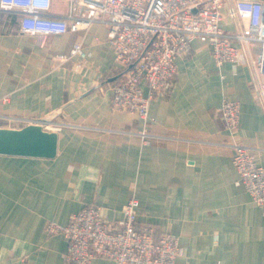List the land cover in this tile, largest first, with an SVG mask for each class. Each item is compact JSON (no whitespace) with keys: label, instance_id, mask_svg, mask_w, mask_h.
Listing matches in <instances>:
<instances>
[{"label":"crops","instance_id":"obj_1","mask_svg":"<svg viewBox=\"0 0 264 264\" xmlns=\"http://www.w3.org/2000/svg\"><path fill=\"white\" fill-rule=\"evenodd\" d=\"M67 6L54 0L52 10L64 13ZM18 21L0 12V114L43 117L63 107L56 123L87 127L55 129L54 158L0 154V264H63L66 238L48 235L47 220L66 224L91 203L105 218L119 219L133 195L139 223L179 238L183 254L176 264H264V205L237 184L232 149L224 145L232 136L220 115L224 99L239 101L237 139L254 147L264 165V106L254 81L259 42L238 43L240 58L218 63L209 45L193 41L192 52L177 61L171 91L150 105L149 130L167 138L143 144L90 128L144 126L110 103L116 62L105 26L51 35L41 47L18 31ZM222 25L237 30L228 16ZM78 41L88 57H55Z\"/></svg>","mask_w":264,"mask_h":264},{"label":"built area","instance_id":"obj_2","mask_svg":"<svg viewBox=\"0 0 264 264\" xmlns=\"http://www.w3.org/2000/svg\"><path fill=\"white\" fill-rule=\"evenodd\" d=\"M67 11L52 10L54 0H0V12L19 17L18 31L35 38L44 47L51 35L89 30L101 24L108 30L115 56V73L111 82L110 103L114 110L137 115L142 129L123 130L92 126L107 133L138 137L143 144L160 141L165 135L153 133L154 120L150 105L157 94L168 93L177 74V61L193 50L199 40L211 48L218 63L240 58L238 43L259 42L261 52L254 78L257 98L264 106V1L263 0H65ZM231 18L237 30L230 32L222 25ZM86 58L89 52L82 41L75 42L68 53H58L61 62L74 56ZM226 130L232 141V162L243 185L258 205H264V165L256 149L237 139L241 107L237 100L224 99L220 107ZM6 127L42 123L46 129L62 126H87L42 117L0 114ZM50 129V130H52ZM139 199L133 195L123 207L122 217L107 219L102 207L91 203L73 212L66 224L48 220V235L63 234L67 246L63 264H93L94 259H110L114 264H176L182 254L178 237L150 223H139Z\"/></svg>","mask_w":264,"mask_h":264},{"label":"water","instance_id":"obj_3","mask_svg":"<svg viewBox=\"0 0 264 264\" xmlns=\"http://www.w3.org/2000/svg\"><path fill=\"white\" fill-rule=\"evenodd\" d=\"M112 77L110 80H113ZM57 108L42 117L45 122L54 121L62 112ZM59 149V132L46 129L42 123H30L21 127L0 126V154L40 158H54Z\"/></svg>","mask_w":264,"mask_h":264},{"label":"rangeland","instance_id":"obj_4","mask_svg":"<svg viewBox=\"0 0 264 264\" xmlns=\"http://www.w3.org/2000/svg\"><path fill=\"white\" fill-rule=\"evenodd\" d=\"M123 112H126V111H123ZM129 113V112H128ZM68 124H70V123H68ZM72 124H76V123H72ZM98 127H100V126H98ZM103 128H113L112 126H102ZM52 128H54V127H50L49 128V130L50 129H52ZM70 128H72V129H75V128H73V127H70ZM116 129H123V128H116ZM123 130H130V129H123ZM102 133H107V132H102ZM50 221H53V220H50ZM48 222V220L46 221V223ZM54 222H56V221H54ZM44 230H45V226H44ZM177 237V236H176ZM179 239V238H178ZM180 242V241H179ZM180 245H181V243H180ZM181 247H182V245H181ZM182 254H183V247H182ZM181 254V255H182ZM180 257V256H179ZM178 257V258H179ZM178 260V259H177ZM177 260H176V262H177Z\"/></svg>","mask_w":264,"mask_h":264}]
</instances>
